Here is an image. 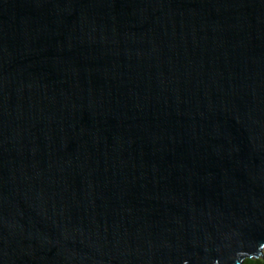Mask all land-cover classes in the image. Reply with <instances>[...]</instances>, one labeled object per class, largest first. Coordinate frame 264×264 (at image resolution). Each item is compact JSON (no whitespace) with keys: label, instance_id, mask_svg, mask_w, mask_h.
<instances>
[{"label":"water","instance_id":"1","mask_svg":"<svg viewBox=\"0 0 264 264\" xmlns=\"http://www.w3.org/2000/svg\"><path fill=\"white\" fill-rule=\"evenodd\" d=\"M264 253V0H0V264Z\"/></svg>","mask_w":264,"mask_h":264},{"label":"trees","instance_id":"2","mask_svg":"<svg viewBox=\"0 0 264 264\" xmlns=\"http://www.w3.org/2000/svg\"><path fill=\"white\" fill-rule=\"evenodd\" d=\"M241 264H264V253L261 257L247 258Z\"/></svg>","mask_w":264,"mask_h":264}]
</instances>
